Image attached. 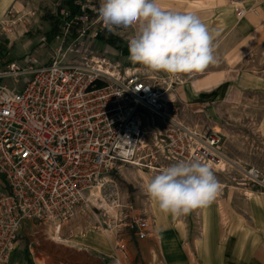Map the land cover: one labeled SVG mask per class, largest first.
Returning <instances> with one entry per match:
<instances>
[{
	"label": "built area",
	"instance_id": "obj_1",
	"mask_svg": "<svg viewBox=\"0 0 264 264\" xmlns=\"http://www.w3.org/2000/svg\"><path fill=\"white\" fill-rule=\"evenodd\" d=\"M18 12L11 7L1 28ZM236 14L243 18L246 10L238 6ZM67 51L73 48L61 45L49 63L27 53L0 66V80H14L11 86L0 82V264L8 263L26 222L53 223L60 230L86 193L106 189L110 173L125 164L160 171V162L199 159L227 182L264 192V160L239 164L225 152L218 131L168 120L152 142L145 138L146 126L165 111L151 76L137 68L129 73L92 51L82 62L68 60ZM220 184L217 197L227 187ZM114 204L119 209L114 221L95 225L117 234L127 230L138 239L151 236L147 215L125 213L118 200Z\"/></svg>",
	"mask_w": 264,
	"mask_h": 264
},
{
	"label": "crops",
	"instance_id": "obj_2",
	"mask_svg": "<svg viewBox=\"0 0 264 264\" xmlns=\"http://www.w3.org/2000/svg\"><path fill=\"white\" fill-rule=\"evenodd\" d=\"M18 1L0 0V19L11 7L16 9ZM158 1L164 4V10L182 13H193L196 10H189V4L200 3L202 8L197 13L202 21H215L207 25L214 49L226 51L220 55L223 59L220 66H238L243 60L249 64L261 60L264 65V0ZM238 6L246 10L241 19L236 14ZM207 11L212 13L206 15ZM258 28L259 37L249 52L231 65L227 54L258 32ZM226 73L227 70L218 67L194 81L205 84L201 92L206 95L209 86L206 84L219 78L226 81ZM236 82L251 90L264 86L262 77L252 73ZM186 92L187 89L181 99L187 98ZM188 92L193 93L191 87ZM198 96L191 95L189 99ZM257 134L264 160V109ZM148 218L152 234L146 239H138L127 230L117 234L93 225L82 230L65 228L64 224L60 230L54 227L55 233L50 223L40 225L29 221L21 229L7 264H264V192L227 185L212 203L186 215L165 214L158 223L150 206Z\"/></svg>",
	"mask_w": 264,
	"mask_h": 264
},
{
	"label": "rangeland",
	"instance_id": "obj_3",
	"mask_svg": "<svg viewBox=\"0 0 264 264\" xmlns=\"http://www.w3.org/2000/svg\"><path fill=\"white\" fill-rule=\"evenodd\" d=\"M100 2L101 0L84 1L83 9L88 8L92 11L91 15L88 14L83 18L84 27L87 29L86 33L82 34V30H79L78 36L74 37L71 30L67 31L65 28L57 38L48 41L46 40V33L50 30L52 17L55 18L58 15V9L62 7L60 4L62 2L60 0L18 1L15 6L19 12L15 17H11L10 21L9 18L6 19L7 22L3 25L5 28L0 26V66L14 60L21 61L27 53L37 55L43 64L49 63L54 50L64 45L73 48V52L67 51L66 53L68 60L82 62L84 61L83 54L92 51L96 56L106 57L114 65L120 64L129 73L138 67L139 69L136 71L151 76L153 83L163 92L164 99L167 100L165 101V111H167L171 121L174 120L186 127L201 131H218L223 137L225 152L245 167V164L249 163L251 159L254 163L263 160V149L260 148L261 144L258 141L257 124L264 109V86L251 90L236 82L247 73L260 75L264 80V65L261 64V60L253 61L254 63L250 62V64L243 60L238 66H220L219 62L223 60L220 55L226 51L214 49L217 62L199 72L173 75L164 71L151 70L140 64H133L128 58L129 55H122L119 50L106 41L116 38L117 44L128 47L137 28L135 26L129 28L114 26L113 30H109L99 16ZM63 9L67 11L66 8ZM213 21H205L204 23L206 25L213 24L215 22ZM257 31L227 54V60L231 65L242 60L249 52L251 44L259 37L260 28ZM248 42L251 43L245 50ZM124 59L125 61H123ZM218 67L227 70L226 81L219 78L207 83L206 85H209L208 92L203 95L201 90L205 84L201 85L194 80L199 75ZM228 77L229 79H227ZM0 82L11 86L14 80L13 78H6ZM18 83L20 87L23 86L22 79H19ZM189 87L193 90L191 94L188 92ZM186 89L185 96L187 98L181 99L180 97ZM191 95L199 96L189 99ZM154 121L155 123L150 122L145 129V138L149 142H152L159 132H163L169 122L168 120L167 122L163 121L160 115L155 116ZM153 124L157 126L156 129H154ZM170 165L165 162L158 164L161 170ZM140 170H144L150 178L161 171H151L128 164L114 170L110 173V177H107L111 181H109L106 189H101L102 197L93 201L86 198L85 202L80 203L72 218L65 223V228L78 227L83 230L86 227H101L98 222L95 225L97 220L100 223L104 219L114 221L119 211L117 205L114 204L115 200H118V203L122 205L125 213L130 210L132 214H145L148 217L151 198L146 193V184L140 177ZM214 173L220 183L227 182L225 174L215 170ZM227 185L235 187V184L230 182H227ZM101 200L108 203L111 208L108 209L103 206ZM124 205L132 208L125 206V209ZM52 226L55 232V226Z\"/></svg>",
	"mask_w": 264,
	"mask_h": 264
},
{
	"label": "clouds",
	"instance_id": "obj_4",
	"mask_svg": "<svg viewBox=\"0 0 264 264\" xmlns=\"http://www.w3.org/2000/svg\"><path fill=\"white\" fill-rule=\"evenodd\" d=\"M99 16L109 30L137 28L128 46L133 64L175 75L217 62L213 36L195 13L164 10L158 0H101ZM221 187L211 166L193 159L163 168L149 179L146 193L160 211L180 216L212 203Z\"/></svg>",
	"mask_w": 264,
	"mask_h": 264
},
{
	"label": "trees",
	"instance_id": "obj_5",
	"mask_svg": "<svg viewBox=\"0 0 264 264\" xmlns=\"http://www.w3.org/2000/svg\"><path fill=\"white\" fill-rule=\"evenodd\" d=\"M85 0H60L62 7L58 9V15L51 20L50 30L46 33V40L52 41L57 38L63 29L68 28L71 30V33L74 37L78 36V31L86 33L87 29L84 27L85 22L83 18L88 14L91 15L92 11L86 8L83 11V4ZM63 8H66L67 11H64ZM116 38H111L106 42L115 47L120 51L122 55H129L128 47H122L116 43Z\"/></svg>",
	"mask_w": 264,
	"mask_h": 264
},
{
	"label": "bare ground",
	"instance_id": "obj_6",
	"mask_svg": "<svg viewBox=\"0 0 264 264\" xmlns=\"http://www.w3.org/2000/svg\"><path fill=\"white\" fill-rule=\"evenodd\" d=\"M159 2V4H160V6L162 7V8H164V4H161V2L160 1H158ZM18 3V2H17ZM199 4L200 3H190L189 4V10H196V11H194L193 13H195L196 15H198V13H197V10L199 9V8H202L201 6H199ZM212 12L211 11H207L206 12V15H210ZM238 19H241V18H238ZM201 20H203V19H201ZM207 20V19H206ZM204 21V20H203ZM168 91V90H167ZM166 91V92H167ZM162 97H163V99H164V94H163V92H162ZM164 101H167L166 99H164ZM163 119H165V120H170L171 121V118H170V116L167 114V111H164V113L162 114V115H160ZM172 121H174V120H172ZM176 122V121H175ZM218 128V127H217ZM216 128V129H217ZM220 129V128H219ZM145 136H146V132H145ZM139 174H140V177L142 178V180H143V183H145V184H147V182L149 181V179H150V177H149V175L144 171V170H140V172H139ZM252 195V194H251ZM102 196H101V189H100V186H97V187H94V188H91L88 192H87V194H86V198L88 199V200H91V201H93L94 199L95 200H97V199H99V198H101ZM101 201H103V206H105L106 208H111L110 207V205L108 204V203H106L104 200H101ZM97 203V202H96ZM95 203V204H96ZM100 203V202H99ZM102 206V205H101ZM151 207H152V209H153V211L156 213V215H157V217H158V223H160L159 222V220H162V219H164V217H165V213H163L162 211H160V209H159V207H158V205H157V203L153 200V199H151ZM82 209V208H81ZM50 224H52V225H54L55 226V230H58V227L55 225V224H53V223H50ZM57 238V237H56ZM60 239V238H59ZM60 241V240H59Z\"/></svg>",
	"mask_w": 264,
	"mask_h": 264
}]
</instances>
